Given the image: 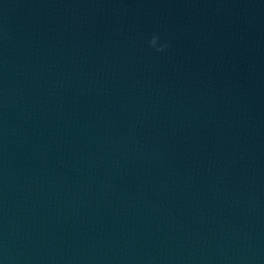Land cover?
<instances>
[{"label": "water", "instance_id": "water-1", "mask_svg": "<svg viewBox=\"0 0 264 264\" xmlns=\"http://www.w3.org/2000/svg\"><path fill=\"white\" fill-rule=\"evenodd\" d=\"M0 264H264V0H0Z\"/></svg>", "mask_w": 264, "mask_h": 264}, {"label": "clouds", "instance_id": "clouds-1", "mask_svg": "<svg viewBox=\"0 0 264 264\" xmlns=\"http://www.w3.org/2000/svg\"><path fill=\"white\" fill-rule=\"evenodd\" d=\"M160 37L157 35H153L151 40L149 41V45L156 49L157 52H163L165 49H167L168 44H161L159 47H157V43L159 41Z\"/></svg>", "mask_w": 264, "mask_h": 264}]
</instances>
